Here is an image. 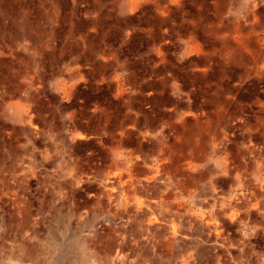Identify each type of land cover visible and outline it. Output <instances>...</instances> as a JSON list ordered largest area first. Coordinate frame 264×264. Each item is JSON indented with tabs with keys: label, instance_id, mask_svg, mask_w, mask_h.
<instances>
[{
	"label": "rangeland",
	"instance_id": "rangeland-1",
	"mask_svg": "<svg viewBox=\"0 0 264 264\" xmlns=\"http://www.w3.org/2000/svg\"><path fill=\"white\" fill-rule=\"evenodd\" d=\"M0 261L264 264V0H0Z\"/></svg>",
	"mask_w": 264,
	"mask_h": 264
},
{
	"label": "bare ground",
	"instance_id": "bare-ground-1",
	"mask_svg": "<svg viewBox=\"0 0 264 264\" xmlns=\"http://www.w3.org/2000/svg\"><path fill=\"white\" fill-rule=\"evenodd\" d=\"M137 1H139V0H126V8H128L129 7V4H131V3H136ZM196 168V166H191L189 169L190 170H194ZM23 262V261H22ZM21 262V263H22ZM0 264H2V261H0Z\"/></svg>",
	"mask_w": 264,
	"mask_h": 264
}]
</instances>
